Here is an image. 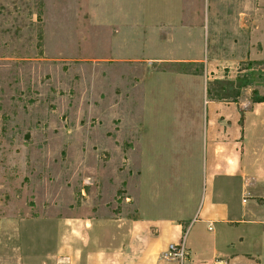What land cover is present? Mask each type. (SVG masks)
I'll return each mask as SVG.
<instances>
[{
	"label": "rangeland",
	"instance_id": "obj_1",
	"mask_svg": "<svg viewBox=\"0 0 264 264\" xmlns=\"http://www.w3.org/2000/svg\"><path fill=\"white\" fill-rule=\"evenodd\" d=\"M153 4L218 61L208 99L261 124L264 0H0V264H70L88 219L133 218L143 70L122 59L143 57Z\"/></svg>",
	"mask_w": 264,
	"mask_h": 264
},
{
	"label": "crops",
	"instance_id": "obj_2",
	"mask_svg": "<svg viewBox=\"0 0 264 264\" xmlns=\"http://www.w3.org/2000/svg\"><path fill=\"white\" fill-rule=\"evenodd\" d=\"M157 11L149 8L143 57L122 59L143 70L133 218L88 219L70 264H176L162 254L180 241L184 264H261L264 109L256 124L255 106L243 112L236 102L208 99L207 83L220 79L218 61L190 17L179 15L174 25L167 8L163 16ZM198 66L201 73L180 71Z\"/></svg>",
	"mask_w": 264,
	"mask_h": 264
},
{
	"label": "built area",
	"instance_id": "obj_3",
	"mask_svg": "<svg viewBox=\"0 0 264 264\" xmlns=\"http://www.w3.org/2000/svg\"><path fill=\"white\" fill-rule=\"evenodd\" d=\"M187 251L184 247L183 241L176 244H169L162 254L164 259L175 260L178 264H183L187 259Z\"/></svg>",
	"mask_w": 264,
	"mask_h": 264
}]
</instances>
